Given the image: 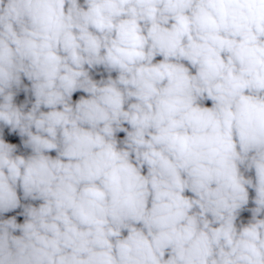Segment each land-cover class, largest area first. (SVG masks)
I'll return each mask as SVG.
<instances>
[{
	"label": "clouds",
	"instance_id": "9594fccd",
	"mask_svg": "<svg viewBox=\"0 0 264 264\" xmlns=\"http://www.w3.org/2000/svg\"><path fill=\"white\" fill-rule=\"evenodd\" d=\"M0 264H264V0H0Z\"/></svg>",
	"mask_w": 264,
	"mask_h": 264
},
{
	"label": "water",
	"instance_id": "95a60500",
	"mask_svg": "<svg viewBox=\"0 0 264 264\" xmlns=\"http://www.w3.org/2000/svg\"><path fill=\"white\" fill-rule=\"evenodd\" d=\"M78 95V94H77ZM74 98H75V96H74ZM246 215V214H245Z\"/></svg>",
	"mask_w": 264,
	"mask_h": 264
}]
</instances>
